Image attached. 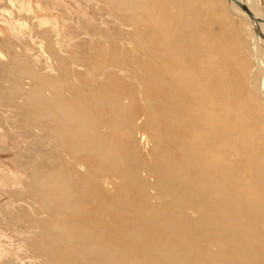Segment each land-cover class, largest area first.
I'll list each match as a JSON object with an SVG mask.
<instances>
[{"label":"bare ground","instance_id":"1","mask_svg":"<svg viewBox=\"0 0 264 264\" xmlns=\"http://www.w3.org/2000/svg\"><path fill=\"white\" fill-rule=\"evenodd\" d=\"M102 2L140 90L108 69L29 111L72 159L32 174L66 214L60 263L264 264V0Z\"/></svg>","mask_w":264,"mask_h":264},{"label":"rangeland","instance_id":"2","mask_svg":"<svg viewBox=\"0 0 264 264\" xmlns=\"http://www.w3.org/2000/svg\"><path fill=\"white\" fill-rule=\"evenodd\" d=\"M113 13L102 0H0V264H61L57 254L67 243L55 229L66 214L39 196L32 174L72 159L29 114L34 98L81 84L94 95L91 87L103 83L108 69L140 90L131 27ZM235 19L237 29L248 28ZM113 49L125 60L123 71L108 65Z\"/></svg>","mask_w":264,"mask_h":264}]
</instances>
